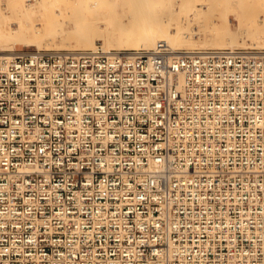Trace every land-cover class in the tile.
I'll list each match as a JSON object with an SVG mask.
<instances>
[{
    "label": "built area",
    "instance_id": "2783aa9c",
    "mask_svg": "<svg viewBox=\"0 0 264 264\" xmlns=\"http://www.w3.org/2000/svg\"><path fill=\"white\" fill-rule=\"evenodd\" d=\"M0 264H264V52L0 55Z\"/></svg>",
    "mask_w": 264,
    "mask_h": 264
},
{
    "label": "bare ground",
    "instance_id": "6f19581e",
    "mask_svg": "<svg viewBox=\"0 0 264 264\" xmlns=\"http://www.w3.org/2000/svg\"><path fill=\"white\" fill-rule=\"evenodd\" d=\"M2 2L1 56L13 55V47L20 42H32L37 50L45 48L46 40L61 45L74 41L77 46L84 42V48L107 57L148 52L158 41L165 42L175 56L236 51L207 49L209 34L231 47L242 48L247 38L264 46V9L260 8L264 0H225L216 5L204 0H72L67 6L51 0H4V6ZM233 21L237 31L231 29ZM95 37L102 38L101 46L95 44ZM195 40L198 46L189 48Z\"/></svg>",
    "mask_w": 264,
    "mask_h": 264
},
{
    "label": "rangeland",
    "instance_id": "374dc122",
    "mask_svg": "<svg viewBox=\"0 0 264 264\" xmlns=\"http://www.w3.org/2000/svg\"><path fill=\"white\" fill-rule=\"evenodd\" d=\"M51 1L54 2L55 4H60L62 6H67L69 4V2L72 1V0H51ZM224 1L225 0H211V1L210 0H206V1L204 0L205 4H208V5H216V4H218L220 2H224ZM1 4H2V6L5 5L4 4V0H3V2ZM100 4H101L102 8H104V9L107 8L105 5H103V4H105L104 2H100ZM260 8L264 9V6H260ZM37 17H39V15H37ZM236 26H237L236 22L233 21L232 25H231V29L233 28L232 29L233 31H237L238 27H236ZM208 39H209V46H207V49H210V50H214V49H231V48L234 49L235 48V50H244L245 49V50H249V51H257V50L260 49V50L264 51V46L261 47L262 42H258L256 44H251V41L249 40V38L245 39V44L242 45V48L240 46H235V45L231 47V46L228 45L227 41L216 42V40L214 39V36L210 35V34L208 35ZM100 40H102V38H100V37L96 38L95 37V39H94L95 44L98 45V46H101L102 41H100ZM194 42L195 43L193 45L192 44L189 45V48H192L194 46L195 47L198 46V43L196 42V40ZM81 44H82V46L81 45L77 46V44L74 41H72L71 45H61L58 41L52 43L51 40H46L45 44H44L45 48L38 49V50H47V51L60 50V51H66V52L93 51L91 48H84L85 47L84 46L85 45L84 42H82ZM34 50H37V48L32 42H28V43L20 42L19 44H17V46L13 47V50L11 52L16 53V52L34 51ZM111 51L114 52L115 49L112 48ZM139 51H141V50H139ZM100 53L102 54V52H100ZM121 55H123V54H121Z\"/></svg>",
    "mask_w": 264,
    "mask_h": 264
}]
</instances>
